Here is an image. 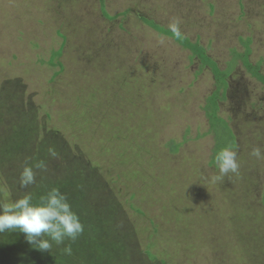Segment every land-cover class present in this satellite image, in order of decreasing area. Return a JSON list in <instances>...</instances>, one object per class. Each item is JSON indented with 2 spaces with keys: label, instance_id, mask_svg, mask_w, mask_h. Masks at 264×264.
Instances as JSON below:
<instances>
[{
  "label": "rangeland",
  "instance_id": "obj_1",
  "mask_svg": "<svg viewBox=\"0 0 264 264\" xmlns=\"http://www.w3.org/2000/svg\"><path fill=\"white\" fill-rule=\"evenodd\" d=\"M141 18L178 23L232 68L219 143L202 111L209 71ZM246 40L264 75V0H0V159H15L0 162V203L59 187L84 227L50 254L2 243L0 264H264V159L251 155H264V87L236 58ZM218 144L239 170L212 182ZM40 160L47 171L21 188Z\"/></svg>",
  "mask_w": 264,
  "mask_h": 264
},
{
  "label": "clouds",
  "instance_id": "obj_2",
  "mask_svg": "<svg viewBox=\"0 0 264 264\" xmlns=\"http://www.w3.org/2000/svg\"><path fill=\"white\" fill-rule=\"evenodd\" d=\"M170 29L180 36L178 23L170 24ZM48 153L52 158L58 157L54 147H49ZM251 155L264 159L261 149L253 148ZM219 175L211 177L212 182L221 180L229 172L237 173L239 164L237 152L230 147L221 148L215 156ZM47 164L40 160L34 164H25L19 177L21 188H27L36 183L38 172H46ZM5 230H19L25 235L27 243L39 251H49L54 242L61 245L66 239L75 241L84 231L80 217L73 211L68 197L59 187L49 188L43 195L35 198L32 193L11 202L0 203V233ZM67 255L72 254L71 245L63 248Z\"/></svg>",
  "mask_w": 264,
  "mask_h": 264
},
{
  "label": "trees",
  "instance_id": "obj_3",
  "mask_svg": "<svg viewBox=\"0 0 264 264\" xmlns=\"http://www.w3.org/2000/svg\"><path fill=\"white\" fill-rule=\"evenodd\" d=\"M102 7H103V3L99 7L101 11L103 10ZM102 14H103V11H102ZM109 19L112 20L111 18ZM139 21L143 22L146 26L149 25L151 29H153L156 32L158 31L160 35L166 36L172 39L173 42L178 47H180L182 50L188 51L191 56L190 59H195L198 62L199 69H208L209 73L211 74L214 80L213 83H214L215 89L209 95L210 97L208 98L207 103L202 107V111L209 125V134L214 135L216 143H219L220 140L226 136L227 129L226 127H223L222 125H220V123L218 122L220 120L219 119L220 117L218 115V106H219L218 104L219 102L225 100L226 91L228 88V84L226 82L228 80V77L231 73L232 68L229 69L227 73L225 72L226 73L225 74L224 73L225 69L221 71L218 67V64L206 54V49L202 47L201 45H199L197 41L191 42L188 38L183 37L182 35L177 36L173 31L165 30L164 28H161L160 26L155 25L152 22L145 20L144 18L139 19ZM241 43L243 44L245 43L246 48L243 49V52L241 54L235 53L236 58L241 57V61L240 60L238 61H240L243 69L247 72V74L251 75V77H253L257 82H259L264 87V75H262L259 72V68L257 66L253 67L254 65H252L248 61V57L250 56V53H251L248 48L250 44V40H246L245 42H241ZM62 47H63V44H61V47L57 52H52L50 59L47 62V65H49V67L51 68L60 67V69L62 68L59 62L58 63L55 62V60L60 58L61 56ZM209 106H210V109H209ZM179 147H177V145H175L174 143H171L169 145L170 152L176 153ZM218 147H220L221 149V148L228 147V146H225V144L224 145L218 144ZM230 148L233 149L234 147L232 146ZM5 158L0 159V162L11 163L12 160L13 162L15 161L14 157H11L10 155H8ZM214 164H216V162H215V159L212 158L210 160L209 166H212ZM16 232H18V230H5V232L0 233V246L2 247V243L6 242L8 245L4 249L5 253L7 254V252H9L7 255L10 254V256H14V257H17L22 251H26V250L28 251V248L31 247L30 244L24 243L25 240H22V237ZM79 244L80 243H78L77 247L75 246L76 247L75 251L78 250ZM7 248L8 250H6ZM44 252H47L50 254L49 251H44ZM50 256H54L55 257L54 261L57 264H59L56 260L59 256L57 255H50ZM148 257H150V255H147V258ZM14 259L16 260L17 258H14Z\"/></svg>",
  "mask_w": 264,
  "mask_h": 264
},
{
  "label": "crops",
  "instance_id": "obj_4",
  "mask_svg": "<svg viewBox=\"0 0 264 264\" xmlns=\"http://www.w3.org/2000/svg\"><path fill=\"white\" fill-rule=\"evenodd\" d=\"M251 55V54H250ZM249 62H250V59H249ZM240 63V62H239ZM251 63V62H250ZM241 64V63H240ZM252 65H255V64H253V63H251ZM200 70H203V69H200ZM206 70H208V69H206ZM211 75V74H210Z\"/></svg>",
  "mask_w": 264,
  "mask_h": 264
}]
</instances>
